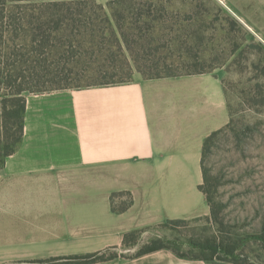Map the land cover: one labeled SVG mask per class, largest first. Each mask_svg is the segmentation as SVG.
Masks as SVG:
<instances>
[{"label": "crops", "instance_id": "0c3cea01", "mask_svg": "<svg viewBox=\"0 0 264 264\" xmlns=\"http://www.w3.org/2000/svg\"><path fill=\"white\" fill-rule=\"evenodd\" d=\"M219 70L28 94L0 169V264L120 248L128 232L208 215L203 146L231 118ZM96 264L235 263L162 249Z\"/></svg>", "mask_w": 264, "mask_h": 264}, {"label": "trees", "instance_id": "16d2710c", "mask_svg": "<svg viewBox=\"0 0 264 264\" xmlns=\"http://www.w3.org/2000/svg\"><path fill=\"white\" fill-rule=\"evenodd\" d=\"M29 1L25 4L16 3L14 9L6 11L5 0H0V169L5 166L6 158L18 150L23 140L26 96L30 93L125 84L134 81L137 72L147 79L212 73L225 65L207 66L201 56L192 51L190 45L183 47L182 44H187L188 39L202 40L203 35L185 26L184 36H181L179 28H175V24H178L176 16L169 18L172 24L165 22L167 8L161 0H108L106 5L97 0ZM5 20L8 21L9 40L18 41L19 47L29 55L26 63H30L28 69L33 70L29 80L13 82V77L6 69L2 58V51L8 48L4 35ZM192 20L188 16L183 21ZM168 36L173 37L168 39ZM166 40L170 48L166 50L167 54L163 51V42ZM210 57L214 59L215 56L210 54ZM79 72L97 76L102 82L79 85L76 88L67 86L65 81ZM42 84L54 87L44 89L39 86ZM223 85L231 118L226 126L212 132L205 139L201 162L203 182L199 189L210 206L211 214L208 219L211 220H217L219 208L215 202L214 185L205 166V158L211 153L217 139L232 125V106L226 78L223 79ZM117 195L119 194L115 193L112 200ZM113 208L117 211L115 206ZM190 220L169 219L164 224H184ZM144 231L126 233L122 246L113 248L127 249L137 245L138 236ZM179 241L180 239L174 241L156 236L143 244L131 257L169 249L182 257L249 264L238 253L240 247L237 242L217 238L191 240L198 252L192 250V253H186L180 250ZM256 241L264 246V228ZM107 251L38 258L32 262L93 264L119 257L118 253L108 254Z\"/></svg>", "mask_w": 264, "mask_h": 264}, {"label": "rangeland", "instance_id": "374dc122", "mask_svg": "<svg viewBox=\"0 0 264 264\" xmlns=\"http://www.w3.org/2000/svg\"><path fill=\"white\" fill-rule=\"evenodd\" d=\"M97 1L104 5L108 2ZM5 2L6 11H9L16 3L30 1ZM161 3L167 8L165 22L172 24L169 18L176 16L178 24L175 28H179L181 36H184L186 27L203 35L202 40L188 39L183 47L190 45L207 66L225 64L216 70H223L219 72L225 75L228 83L232 125L217 139L205 158V166L214 185L218 217L217 220L208 219L209 212L188 223L154 226L138 236L137 245L104 250H108V254L118 253L119 257L128 258L152 238L163 236L174 241L180 239V250L197 253L191 240L217 238L237 242L240 247L238 253L249 264H264V246L256 241L264 228V0H161ZM188 16L193 20L183 21ZM4 23L8 48L2 51V58L8 74L13 77V82L29 80L33 71L28 69L30 63H26L29 55L19 47L18 41L9 40L8 21ZM170 37L173 36H168V39ZM163 43V51L167 54L166 50L170 49L168 42ZM210 54L215 56L214 59ZM98 82H102L99 77L79 72L70 76L65 84L76 88ZM39 86L44 89L54 87L51 84ZM33 260L25 259L23 264H35ZM7 264L17 262L9 261Z\"/></svg>", "mask_w": 264, "mask_h": 264}]
</instances>
